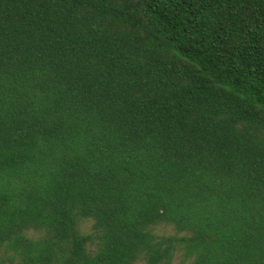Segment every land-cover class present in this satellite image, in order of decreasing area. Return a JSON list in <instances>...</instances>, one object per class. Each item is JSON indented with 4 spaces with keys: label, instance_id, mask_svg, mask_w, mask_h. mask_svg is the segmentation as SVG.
<instances>
[{
    "label": "trees",
    "instance_id": "1",
    "mask_svg": "<svg viewBox=\"0 0 264 264\" xmlns=\"http://www.w3.org/2000/svg\"><path fill=\"white\" fill-rule=\"evenodd\" d=\"M0 264H264V0H0Z\"/></svg>",
    "mask_w": 264,
    "mask_h": 264
}]
</instances>
